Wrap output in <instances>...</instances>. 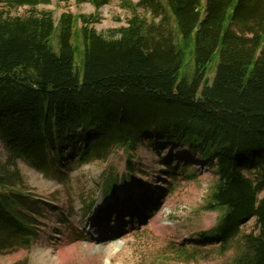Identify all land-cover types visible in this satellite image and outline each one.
Here are the masks:
<instances>
[{
	"label": "trees",
	"instance_id": "16d2710c",
	"mask_svg": "<svg viewBox=\"0 0 264 264\" xmlns=\"http://www.w3.org/2000/svg\"><path fill=\"white\" fill-rule=\"evenodd\" d=\"M7 1L34 8L51 0ZM89 1L96 9L109 2ZM137 6L152 19L135 15L109 37L92 26L96 15L0 12V142L9 150L0 162V251L38 237L17 160L46 173L67 149L84 162L122 149L133 171L147 139L178 147L218 176L205 208L223 214L201 242L228 249L255 219L260 232L241 236L233 264H264V0Z\"/></svg>",
	"mask_w": 264,
	"mask_h": 264
},
{
	"label": "rangeland",
	"instance_id": "374dc122",
	"mask_svg": "<svg viewBox=\"0 0 264 264\" xmlns=\"http://www.w3.org/2000/svg\"><path fill=\"white\" fill-rule=\"evenodd\" d=\"M138 1L109 0L96 9L89 0H51L34 8L14 7L4 0L0 12L27 16L50 11L57 21L67 12L96 15L99 21L92 26L109 37L111 29L126 25L135 15L152 19ZM81 62L78 51L75 63ZM218 63L215 53L208 65L211 80ZM187 71L192 78L194 62ZM8 156V147L0 142V162ZM16 165L21 176L17 183L31 205L38 237L29 247L0 251V264H233L241 236L260 232L252 219L228 249L219 242L202 243L200 234L215 229L223 214L205 208L218 176L199 161L183 158L170 144L146 139L133 171L122 149L87 162L67 149L61 163L46 173L22 159Z\"/></svg>",
	"mask_w": 264,
	"mask_h": 264
},
{
	"label": "bare ground",
	"instance_id": "6f19581e",
	"mask_svg": "<svg viewBox=\"0 0 264 264\" xmlns=\"http://www.w3.org/2000/svg\"><path fill=\"white\" fill-rule=\"evenodd\" d=\"M102 232V231H101Z\"/></svg>",
	"mask_w": 264,
	"mask_h": 264
}]
</instances>
